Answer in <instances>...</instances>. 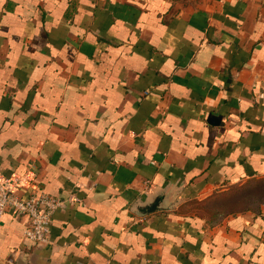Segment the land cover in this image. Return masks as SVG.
<instances>
[{
  "label": "crops",
  "instance_id": "crops-1",
  "mask_svg": "<svg viewBox=\"0 0 264 264\" xmlns=\"http://www.w3.org/2000/svg\"><path fill=\"white\" fill-rule=\"evenodd\" d=\"M0 177V264H264V6L0 0Z\"/></svg>",
  "mask_w": 264,
  "mask_h": 264
},
{
  "label": "built area",
  "instance_id": "built-area-1",
  "mask_svg": "<svg viewBox=\"0 0 264 264\" xmlns=\"http://www.w3.org/2000/svg\"><path fill=\"white\" fill-rule=\"evenodd\" d=\"M23 182L0 177V222L7 212L15 216L25 217L27 226L25 237L38 246L49 244L50 223L52 216L67 205L66 201L33 191L23 198L20 190Z\"/></svg>",
  "mask_w": 264,
  "mask_h": 264
},
{
  "label": "water",
  "instance_id": "water-1",
  "mask_svg": "<svg viewBox=\"0 0 264 264\" xmlns=\"http://www.w3.org/2000/svg\"><path fill=\"white\" fill-rule=\"evenodd\" d=\"M157 201H155L154 203H152L148 207H145V208L141 209L140 211H137V214L139 216H143V215H146V214H150V213L155 212L157 210V204H158Z\"/></svg>",
  "mask_w": 264,
  "mask_h": 264
},
{
  "label": "rangeland",
  "instance_id": "rangeland-1",
  "mask_svg": "<svg viewBox=\"0 0 264 264\" xmlns=\"http://www.w3.org/2000/svg\"><path fill=\"white\" fill-rule=\"evenodd\" d=\"M256 3L264 6V0H254Z\"/></svg>",
  "mask_w": 264,
  "mask_h": 264
}]
</instances>
